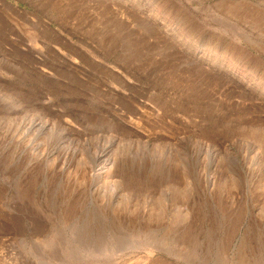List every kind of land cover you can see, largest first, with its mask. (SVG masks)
<instances>
[{
  "label": "rangeland",
  "instance_id": "374dc122",
  "mask_svg": "<svg viewBox=\"0 0 264 264\" xmlns=\"http://www.w3.org/2000/svg\"><path fill=\"white\" fill-rule=\"evenodd\" d=\"M0 264H264V0H0Z\"/></svg>",
  "mask_w": 264,
  "mask_h": 264
}]
</instances>
